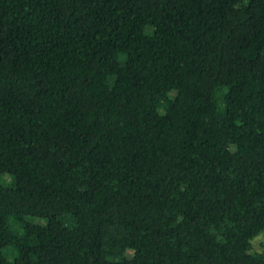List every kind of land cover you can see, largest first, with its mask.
Masks as SVG:
<instances>
[{
	"label": "trees",
	"instance_id": "16d2710c",
	"mask_svg": "<svg viewBox=\"0 0 264 264\" xmlns=\"http://www.w3.org/2000/svg\"><path fill=\"white\" fill-rule=\"evenodd\" d=\"M264 0H0V264H264Z\"/></svg>",
	"mask_w": 264,
	"mask_h": 264
},
{
	"label": "rangeland",
	"instance_id": "374dc122",
	"mask_svg": "<svg viewBox=\"0 0 264 264\" xmlns=\"http://www.w3.org/2000/svg\"><path fill=\"white\" fill-rule=\"evenodd\" d=\"M264 245V235H259L258 237L253 240V248L255 250H260L262 249Z\"/></svg>",
	"mask_w": 264,
	"mask_h": 264
}]
</instances>
